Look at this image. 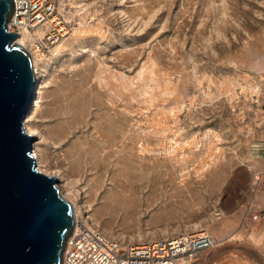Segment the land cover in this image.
Returning <instances> with one entry per match:
<instances>
[{"label": "rangeland", "instance_id": "obj_1", "mask_svg": "<svg viewBox=\"0 0 264 264\" xmlns=\"http://www.w3.org/2000/svg\"><path fill=\"white\" fill-rule=\"evenodd\" d=\"M65 2L76 27L36 60L43 172L110 236L206 230L217 243L192 264H218L229 207L259 187L244 166L264 119V0ZM128 172L148 176L138 203L110 214L103 197Z\"/></svg>", "mask_w": 264, "mask_h": 264}, {"label": "water", "instance_id": "obj_2", "mask_svg": "<svg viewBox=\"0 0 264 264\" xmlns=\"http://www.w3.org/2000/svg\"><path fill=\"white\" fill-rule=\"evenodd\" d=\"M13 11V0H0V264H62L75 217L58 178L32 156L24 119L37 81L29 51L7 29Z\"/></svg>", "mask_w": 264, "mask_h": 264}, {"label": "built area", "instance_id": "obj_3", "mask_svg": "<svg viewBox=\"0 0 264 264\" xmlns=\"http://www.w3.org/2000/svg\"><path fill=\"white\" fill-rule=\"evenodd\" d=\"M14 11L7 23L10 32L24 39L33 59L47 55L53 46L70 35L76 20L69 0H13ZM258 178V177H256ZM75 227L68 236L62 264H192L198 254L216 245L206 231L127 243L74 214ZM264 220V210L254 215Z\"/></svg>", "mask_w": 264, "mask_h": 264}, {"label": "crops", "instance_id": "obj_4", "mask_svg": "<svg viewBox=\"0 0 264 264\" xmlns=\"http://www.w3.org/2000/svg\"><path fill=\"white\" fill-rule=\"evenodd\" d=\"M244 168L251 178L259 175V187L251 190L249 198L245 190L243 202L236 197L234 204L229 205V255L218 260V264H264V220L254 218L264 210V119L262 129L251 140L249 164ZM237 237H243L242 243L236 240Z\"/></svg>", "mask_w": 264, "mask_h": 264}, {"label": "bare ground", "instance_id": "obj_5", "mask_svg": "<svg viewBox=\"0 0 264 264\" xmlns=\"http://www.w3.org/2000/svg\"><path fill=\"white\" fill-rule=\"evenodd\" d=\"M16 42L23 45L24 39L19 38L18 40H16ZM56 47H58V46H56ZM36 60L37 59H35V58L33 59V66H34L36 81H37L36 91H35V96L33 98L30 109H29V111L26 114V117L24 119V128L28 134H31L32 136H35V137H37V136L40 137L39 139H36V141H34L33 149H32V156L35 158V160L37 162V166H38L39 171L43 172V169L41 168L42 162H43V159L45 156V141H43V131H41L40 128L37 127L33 122L35 120L34 114L37 111V109L40 107L41 102H42V92H43L42 89L45 88L46 84L44 81L39 83V80L37 79V75L39 73V70L37 67V61ZM59 129H60V127H59ZM61 129H62L61 130V132H62L63 128H61ZM120 170L127 171L128 168L124 169L123 167H121ZM128 173H127V175H129L128 180L121 182L119 184V187L116 189H114V188L109 189V193H107L103 197L101 208L103 210L110 212V214L114 215L115 213H118L121 209H124V210H126V212L131 213L132 210L135 208V205L138 203L137 188H138V185H140V184H138L137 181H135V179L139 178L141 180H144L146 175L141 176V174H138V173H136V175L131 174L132 172H130L129 174ZM46 174H48V173H46ZM48 175L55 176L54 173H50ZM147 177H146V179H147ZM64 199H66V198H64ZM67 201H69V200H67ZM72 207L74 208L75 214H77L76 213L77 211H75V203L72 204Z\"/></svg>", "mask_w": 264, "mask_h": 264}]
</instances>
